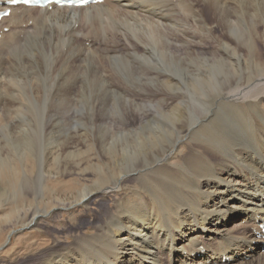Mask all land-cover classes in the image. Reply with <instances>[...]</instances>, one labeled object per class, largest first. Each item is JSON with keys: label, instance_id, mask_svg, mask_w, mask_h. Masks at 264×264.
<instances>
[{"label": "bare ground", "instance_id": "1", "mask_svg": "<svg viewBox=\"0 0 264 264\" xmlns=\"http://www.w3.org/2000/svg\"><path fill=\"white\" fill-rule=\"evenodd\" d=\"M0 34V175L12 178L18 212L34 208L27 228L82 207L93 230L72 223L74 241L36 264H264L255 246L264 228V0L20 7ZM95 55L125 110L99 137L75 130L62 140L59 123L42 115L43 88L54 84L39 73ZM67 177L76 185L51 187Z\"/></svg>", "mask_w": 264, "mask_h": 264}, {"label": "rangeland", "instance_id": "2", "mask_svg": "<svg viewBox=\"0 0 264 264\" xmlns=\"http://www.w3.org/2000/svg\"><path fill=\"white\" fill-rule=\"evenodd\" d=\"M97 57L98 56H96L95 58H97ZM95 58L90 57L87 60H84L86 62V63H84L85 65H83L84 61L83 62L80 61L77 63H72L69 61H66V62L61 61V62H53L52 64H49V65H47L45 63L43 68L41 66L42 69L39 68L42 70L41 73H39V75L41 77L43 76L42 78H43L44 82H47L45 85L48 84L49 86H53V84H54V86L49 91H46V88H45L46 86H44V88H43V91L45 93L44 96H47L46 98H48V101L47 100L42 101L43 108H45L42 110V111L45 110V112H43L42 115L44 117L46 116L47 118L50 117V119L55 120L56 122L59 123V128L56 129L54 132H55V134H57V136L62 137V140L65 139L67 136H69L70 133L72 135H74L76 132L75 130H79L80 134H83L82 131H86V132L88 131V132H90L89 135L91 136V138L99 137L102 134V132L111 129V127H114L115 123L120 121L122 110H125L124 108L126 105H124L125 104V102H124L125 96H123L124 92L118 90L117 88H114L115 85H113L112 81L110 82V80H111L110 78H111L112 74L110 72L109 65L107 63L105 64L104 62H101L100 57H98L97 59H95ZM94 60H96V62ZM22 65H20V66L24 67V64H22ZM101 66H103V67L101 68ZM82 67H84V68H82ZM85 67H86V69H85ZM83 69H84V71H83ZM37 70L38 69H30L29 71H37ZM57 70H59V71H57ZM67 72H69V73H67ZM75 72H76V74H74ZM101 72H103V73H101ZM54 74H55V76H54ZM94 75L96 77L97 76H99V77L96 78ZM103 75L105 76V78ZM77 76H79V77L77 78ZM89 76L91 77V79ZM64 77L67 79H65ZM75 77H76V79H74ZM50 78H51V80L49 81ZM92 78H93V81H92ZM95 79H96V81H95ZM97 79H98V81H97ZM64 82H66V83H64ZM72 82L75 83L76 85L73 84ZM92 82H94V83H92ZM98 82H99V84H98ZM134 82H135L134 80H132V81L129 80L128 84L132 85ZM97 84H98V86H97ZM42 85H44V84H42ZM65 85H66V87H65ZM95 85L100 90H103L106 87L107 88L109 87V90H110V87H112L110 90L111 93H107L104 91H98V93H96L97 91H93L91 89V88H94L93 86H95ZM100 85H102V86H100ZM58 87H59V89H58ZM78 87L80 89H78ZM54 89H55V91H54ZM91 90H92V92H91ZM73 91H74V93H73ZM72 94H73V96H72ZM104 94H106V95H104ZM0 96L3 98L6 96V94L0 95ZM1 97H0V100H1ZM50 97H52L51 99H54L55 101L56 100L57 101L55 102L54 100H51ZM60 97H62V99ZM101 98L103 100H101ZM77 99L79 100V102ZM98 99L101 101H99ZM71 100H73V101H71ZM92 100L93 101L95 100V101L93 102ZM69 101H71V102H69ZM120 101H122V102H120ZM57 102H59V103H57ZM98 102L101 104H99ZM55 104H58V106L61 104L62 105L59 107H56L57 105L55 106ZM88 104H89L90 108H89ZM105 104H106V107H104ZM68 106H69V108H68ZM59 109H60V111H59ZM70 110H71V112H70ZM85 110L88 112H86ZM93 111H94V113H93ZM104 112H105V114H104ZM65 114H66V116L68 114L69 115L71 114V116L68 115L67 117H65ZM96 114L98 117L96 116ZM0 115H1V117L6 116V112H3L0 110ZM100 115H101V118H100ZM86 116H88L89 119ZM94 116H95V119H94ZM102 116H103V118H102ZM16 117L17 116L15 114L10 115V118H12L10 120V122L12 124L13 123L15 124L16 122L19 121V119H17ZM60 117H62V118L65 117V118L62 119ZM117 118H119V119H117ZM87 119L89 122L87 121ZM70 122H72V123H70ZM110 122H111V124H110ZM66 123H68L69 125L68 124L66 125ZM91 124H92V126H91ZM80 125H82V126H80ZM70 126H71V128H70ZM84 126H87L88 128L84 127ZM66 128H67V130H66ZM59 129L61 132L59 131ZM57 131H59V132H57ZM97 131H99V132H97ZM39 144L41 146L43 143H39ZM42 146H44V145H42ZM75 178L77 179V177H73L72 179L69 177L64 178L60 184H57L56 186H51V187L56 188L58 190V192H60V191L64 192L67 190V183L68 182L71 181V182H73V186L76 185L77 181H75ZM11 181H12V178H10V174L8 175L7 172L4 171L3 175L2 174L0 175L1 186L3 185L2 187H7L8 191H9L8 194H10V195H8V194L2 195L3 192H0V198L5 199V200L6 199L9 200V198L12 199L11 202H9V201L5 202L4 201L0 204V225L2 224L1 223L2 220L6 221L2 224L3 225L2 227L0 226V247L5 245V243L7 244V237L11 231H13V230L19 231L25 227H28L27 225L30 223L29 221H31V217H32L33 212H34V208L26 209V211H23V212H18V209H17L18 205L16 203L14 204V200L17 198V197L15 198V196H14L15 189L12 188L11 185H9L11 183ZM13 198H15V199H13ZM18 204L19 205L23 204V201L20 199V201H18ZM92 208H95V206H92ZM85 212H86L85 209H83L82 207L74 208V209H70V210L66 209L65 211L63 209L54 210L50 216L44 217L43 220L41 219V221L35 227H32L31 229L27 228L24 231L17 232L16 234H14L12 236V239L10 242L8 240L9 243L4 248V250L0 251V264H36L39 261V259L42 258L44 256V254L47 253V251H49L51 248H57V247H59L58 245H63L60 247V248H63L65 246L71 244V242L74 241L73 236H75V234L78 232V230L76 229L77 225H80V227L83 228V232H87L88 234H92L93 230H91L90 227L84 228V225L82 224L87 220H91L90 218H83V217H85ZM9 216H10V218L7 219V217H9ZM91 218L93 220V217H91ZM75 222H77L75 224L76 226H74L72 224ZM55 241H60L61 244H54Z\"/></svg>", "mask_w": 264, "mask_h": 264}, {"label": "water", "instance_id": "3", "mask_svg": "<svg viewBox=\"0 0 264 264\" xmlns=\"http://www.w3.org/2000/svg\"><path fill=\"white\" fill-rule=\"evenodd\" d=\"M25 229H27V227H25V228H23V229H21V230H19V231H16L15 234H16L17 232L24 231ZM9 242H10V240H9ZM9 242H8V243H9Z\"/></svg>", "mask_w": 264, "mask_h": 264}]
</instances>
